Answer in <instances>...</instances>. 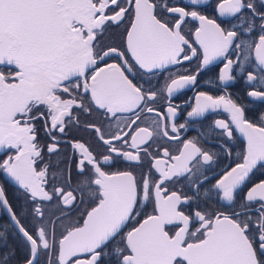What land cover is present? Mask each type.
Masks as SVG:
<instances>
[{
	"label": "snow or ice",
	"instance_id": "1",
	"mask_svg": "<svg viewBox=\"0 0 264 264\" xmlns=\"http://www.w3.org/2000/svg\"><path fill=\"white\" fill-rule=\"evenodd\" d=\"M209 2L0 0V170L23 200L18 216L0 185V207L26 242L17 264H264V179L252 180L264 169V0H216L213 18ZM189 20L198 26L186 33ZM124 23L122 47L107 42ZM193 58L195 70L172 71ZM217 61L224 94L199 91L186 116L223 109L230 121L215 128L246 138L242 162L219 172L200 137L182 136L188 123L171 103ZM234 72L260 106L228 91ZM73 129L97 147L65 140ZM64 143L73 152L59 158ZM121 159L133 167L113 170ZM180 181L193 195L171 190Z\"/></svg>",
	"mask_w": 264,
	"mask_h": 264
},
{
	"label": "flooded vegetation",
	"instance_id": "2",
	"mask_svg": "<svg viewBox=\"0 0 264 264\" xmlns=\"http://www.w3.org/2000/svg\"><path fill=\"white\" fill-rule=\"evenodd\" d=\"M257 6H259V0H256ZM187 4V0H182L181 6ZM216 0H210L209 6L204 9V14L209 15L210 18H213L217 15L216 12L212 10L215 6ZM225 19V18H221ZM127 26L126 23L121 24L120 27H111L107 34V42L113 43L114 45L122 47V40L121 37L123 35L124 29ZM198 26V21L189 20L187 25L185 26V32L187 33L189 30L194 31L195 27ZM189 40L194 41L195 37L189 35ZM196 47V44H193ZM199 52V48H198ZM112 63V60L108 61ZM199 61L196 58L189 62H185L182 66H174L172 67V71L176 72L180 70L183 72V69H191L195 70ZM222 67V64L217 61L213 65H210V71L205 70L200 76H198V81L200 86L199 87H189L185 88L181 92L175 94L171 100V103L174 105H180L178 109V118L176 119V123H184L187 121L188 128L186 133H182V136L186 138L192 137H200V143L205 150H208L210 153L214 152L217 154L216 163L210 165L211 168L215 169L219 172L225 166H234L236 163L242 162L237 153H242L247 146V142L243 138V135L233 127V138L228 139L224 135H222L221 131L215 128V121L216 120H224L230 121V114L224 111L223 109H216L210 110L209 112L205 113L204 116L198 118H187L186 113L191 111V108L195 106V97L199 91H209L211 95L218 96L223 95V86L217 87L218 81L215 79V74L219 71V68ZM0 70H5L0 68ZM237 75V79L234 82H230V86H228V91L233 94L234 98L239 96L238 103L242 105H249L251 106L253 103L257 106H260L262 102L255 101L253 98H249L245 95V83L242 77L234 72ZM167 75V73H165ZM211 80L212 83L208 84L207 81ZM165 107L161 108V111H164ZM247 111V108H246ZM87 119L91 120H98V114H94L92 117H87ZM85 138L89 143H91L94 147L95 141L92 140L91 134L84 132L83 130H75L71 131L67 136L64 137L65 140H71L73 138ZM41 143L48 142L46 137L43 133L40 135ZM161 144L169 147L170 151L175 154L176 148L179 146L176 142H171L167 140H161ZM222 146H227L229 148L230 154H227L223 151ZM61 156L63 157H71L73 149L70 147L69 144L64 143L61 145ZM11 154V153H8ZM5 154L3 152L0 153V160H3ZM47 158V157H46ZM56 156L51 157L53 161L59 159ZM63 167V165H61ZM133 166L125 163L122 159L114 166L113 170L120 169L124 170L126 168H132ZM136 173L139 175L141 171L140 168H134ZM213 173H209L212 175ZM260 179H264V169H258L254 175L252 176L253 182H257ZM214 182V181H212ZM0 185L5 188V192L9 203L12 204L13 210L17 211V215H20L21 206L23 204V200L21 197L20 190L15 182L8 177L3 170H0ZM207 187V186H206ZM171 190H182V193L185 195H193L192 191H190L189 187L185 184L184 181H180L177 184L170 185ZM203 203V200L201 201ZM207 206L210 208H218L220 210H227L222 206V204L217 203L215 200H209L207 202ZM153 212V204L149 201L144 209V213H152ZM143 218V217H141ZM22 223H25L22 220ZM26 227L28 224L26 223ZM31 230V229H30ZM0 232H3L5 235L4 237H0V254L8 253L9 250L14 251L15 255L9 260V264H17L18 261H21L22 258L27 254V246L24 238L20 235L14 228L13 222L11 218L3 207H0ZM44 256H41V264L44 262Z\"/></svg>",
	"mask_w": 264,
	"mask_h": 264
},
{
	"label": "water",
	"instance_id": "3",
	"mask_svg": "<svg viewBox=\"0 0 264 264\" xmlns=\"http://www.w3.org/2000/svg\"><path fill=\"white\" fill-rule=\"evenodd\" d=\"M243 138L245 139V141H246V138L243 136ZM247 142V141H246ZM1 153V152H0Z\"/></svg>",
	"mask_w": 264,
	"mask_h": 264
}]
</instances>
